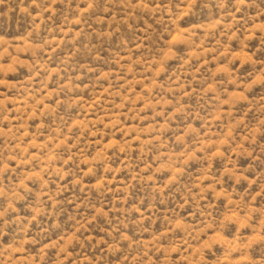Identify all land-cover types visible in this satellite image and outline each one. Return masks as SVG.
<instances>
[{
  "label": "rangeland",
  "instance_id": "374dc122",
  "mask_svg": "<svg viewBox=\"0 0 264 264\" xmlns=\"http://www.w3.org/2000/svg\"><path fill=\"white\" fill-rule=\"evenodd\" d=\"M0 264H264V0H0Z\"/></svg>",
  "mask_w": 264,
  "mask_h": 264
}]
</instances>
